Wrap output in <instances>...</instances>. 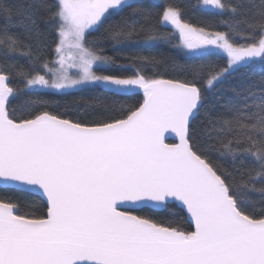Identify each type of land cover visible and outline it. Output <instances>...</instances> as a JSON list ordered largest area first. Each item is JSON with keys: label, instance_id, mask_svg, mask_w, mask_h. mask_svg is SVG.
Here are the masks:
<instances>
[{"label": "snow or ice", "instance_id": "6c2138e0", "mask_svg": "<svg viewBox=\"0 0 264 264\" xmlns=\"http://www.w3.org/2000/svg\"><path fill=\"white\" fill-rule=\"evenodd\" d=\"M203 6L230 31L172 0H0V264H264V0ZM160 44L226 62L105 54ZM83 87L84 117L21 99Z\"/></svg>", "mask_w": 264, "mask_h": 264}, {"label": "trees", "instance_id": "16d2710c", "mask_svg": "<svg viewBox=\"0 0 264 264\" xmlns=\"http://www.w3.org/2000/svg\"><path fill=\"white\" fill-rule=\"evenodd\" d=\"M168 2V0H159V2H151L149 0H144L146 10L152 12L153 14L160 11L158 5ZM173 3L179 4L184 11V19L185 21L200 26H209L213 30H220L229 32L228 23L230 18L227 15H218L216 11L214 12H204L199 10L201 0H172ZM227 2V0H225ZM169 26L161 25V30L167 31ZM174 32L173 29H171ZM233 39L240 43L245 38V33L241 31L238 35L232 33ZM138 51L145 55H155L162 57L165 61L170 65L173 61L180 62H189V63H211L214 65H223L225 64V59L223 55L218 54H210L203 56H186L182 52H178L171 45H155L152 47L141 46L135 49H123L120 52H113L110 48L105 51L106 55H130L131 52ZM55 55H52L50 59L54 60ZM255 73L257 75L262 73V69L259 65L254 66ZM111 74H119L116 70H112ZM166 77L172 76L170 71L164 73ZM245 84V80L243 78L242 73L237 72L230 76L227 80L224 81L217 89L213 96L209 98V103H215L217 101H229L233 97V89L242 88ZM34 95L23 97L22 100H37V99H46L49 101L50 106L53 111L58 113H67L72 116V118L84 117L85 110L84 107L80 108L79 113L75 111L77 106L86 105L87 102H90L94 97L103 96L104 92L102 89L92 88V87H83L77 90L68 91L69 94H53V91H39L33 90ZM110 99H115L120 103H124L125 101L121 100L119 97H110ZM140 97L137 96L132 100H128L127 103H135L139 100ZM20 101H14L12 107L17 108L16 116L19 118L22 115H26L27 113H23L20 110ZM11 111V108H10ZM34 199V198H30ZM35 203L38 205L40 203L39 200H35ZM141 215H150V213H140Z\"/></svg>", "mask_w": 264, "mask_h": 264}, {"label": "rangeland", "instance_id": "374dc122", "mask_svg": "<svg viewBox=\"0 0 264 264\" xmlns=\"http://www.w3.org/2000/svg\"><path fill=\"white\" fill-rule=\"evenodd\" d=\"M151 2H159V0H149ZM203 4V0H201L200 2V5ZM174 30V32H176L177 30H175L174 28H172ZM183 53V52H182ZM185 55V53H183ZM212 54H218V55H223L224 54L222 52H218L216 50H213ZM63 55H64V58H65V63L68 64V63H72L73 62V59L76 57V50L71 48V47H68V46H65L64 47V50H63ZM186 56H192V55H186ZM57 59V57L55 56L54 60ZM53 60V61H54ZM52 67H58V65L56 64H52ZM96 66H94L95 68ZM34 90H39V91H50V90H47V89H40V88H36ZM73 90H77V89H68V91H73ZM51 91H54V90H51Z\"/></svg>", "mask_w": 264, "mask_h": 264}, {"label": "water", "instance_id": "95a60500", "mask_svg": "<svg viewBox=\"0 0 264 264\" xmlns=\"http://www.w3.org/2000/svg\"><path fill=\"white\" fill-rule=\"evenodd\" d=\"M199 10H200V11H204V12H214V11H215V10H213V9L210 8V7L203 6V4L199 6ZM166 139H167L168 141H171V140L173 139V137L169 135V136L166 137Z\"/></svg>", "mask_w": 264, "mask_h": 264}]
</instances>
